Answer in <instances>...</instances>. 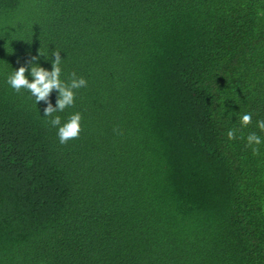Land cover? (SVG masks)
Masks as SVG:
<instances>
[{"label":"trees","instance_id":"1","mask_svg":"<svg viewBox=\"0 0 264 264\" xmlns=\"http://www.w3.org/2000/svg\"><path fill=\"white\" fill-rule=\"evenodd\" d=\"M53 52L63 144L6 83ZM258 120L264 0H0V264H264Z\"/></svg>","mask_w":264,"mask_h":264},{"label":"clouds","instance_id":"2","mask_svg":"<svg viewBox=\"0 0 264 264\" xmlns=\"http://www.w3.org/2000/svg\"><path fill=\"white\" fill-rule=\"evenodd\" d=\"M54 59L51 63V69H45L38 64H33L30 68L24 66L19 67L7 76L6 83L14 91L19 92L21 89H26L29 95L34 98V102L38 103L41 100H46L49 94L55 90L58 93V100L55 107L48 105L45 107L44 116H51V125L56 127L57 137L61 144L67 142L70 139L78 137L81 130V114L79 112L72 113L68 119L61 124L59 116H52L53 112L63 111L66 107H71L74 103V90L83 88L87 85V81L83 77H76L75 73L67 84L60 79L61 57L58 52H53ZM28 71L31 79L29 80L25 76V71ZM251 122V114L245 112L239 117L240 127H246ZM257 128L264 133V120H258L256 122ZM235 129H229L227 131V137L229 139L234 138ZM262 137L256 133H250L246 137V147L252 149L253 154L258 152L259 145L262 144Z\"/></svg>","mask_w":264,"mask_h":264}]
</instances>
